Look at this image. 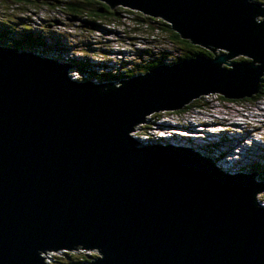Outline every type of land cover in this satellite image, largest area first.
Listing matches in <instances>:
<instances>
[{
  "label": "water",
  "instance_id": "obj_1",
  "mask_svg": "<svg viewBox=\"0 0 264 264\" xmlns=\"http://www.w3.org/2000/svg\"><path fill=\"white\" fill-rule=\"evenodd\" d=\"M98 1L159 17L224 55L160 63L113 86L74 80L69 65L0 43V264H52L45 252L78 246L98 255L77 264H264V182L134 129L200 95L257 93L264 8Z\"/></svg>",
  "mask_w": 264,
  "mask_h": 264
},
{
  "label": "rangeland",
  "instance_id": "obj_2",
  "mask_svg": "<svg viewBox=\"0 0 264 264\" xmlns=\"http://www.w3.org/2000/svg\"><path fill=\"white\" fill-rule=\"evenodd\" d=\"M0 2L5 3V2H9V0H0ZM22 2H24V1H22ZM30 4L31 5H28L25 3L19 4V6H13V8H11V9L8 8L10 6V4H7V5L4 4L6 11H4V7H0V23L11 22L10 23L11 25L3 26L0 24V26H2V28H9L10 30H8V31L12 33L11 35H16L17 37H15V38L19 39L18 40V39L11 38L10 36H8L7 33H2V34H0V43H5L8 46H16L18 48L25 49V48H29V47L33 46L36 43L34 40L31 39L32 37H30L28 35L29 33H33L34 37L36 36L37 33H42L43 37L48 42L47 37L52 39V40L55 39L53 36V34H55V32H58L61 34L65 33V32L79 34L80 31H82V30H80L78 28V26L82 22H90L89 26H88V28H89L88 31H84V32H85V36L87 37V39H90L93 42L95 40L97 42V38H96L95 34H93L94 32L92 33L93 23H95V24L100 23V24H102V27L105 26L107 30L109 29V31L106 32L107 33L106 36L112 42H110L109 48H107L108 50H114V48H119V47H125L129 50L130 49L134 50L138 47L137 52L140 49H144V50L149 49V53H151V56L156 57L157 55L162 54L161 56H164V58L162 57V59L168 61V63H171L174 59H177L178 56H180L179 54H181V50H178L175 47V46H177L175 39L172 40V39L163 38V36H165L164 33H160L157 30H153V32H152L143 26L138 27V28L134 27V25H133L134 21L131 19V16H132L131 12L138 11L137 9H130V8L125 7V8L130 10V13L121 12L120 18L114 19V20H117L116 22L113 21L112 19L105 20L104 18H99L96 16L90 17V18L96 19V21H93V20H91L85 16L84 17L78 16L79 18L68 17L65 14L61 13L60 11L55 10L54 7H47V6H45V4H42V3L32 4L30 2ZM33 9H35L36 12L33 11ZM19 13L22 14L23 16H30L31 15L32 19H35L37 16H39L41 18L47 17L50 19L56 18L58 20V23H56L57 25H55L53 28H47V27L43 28V27L39 26V28H41L42 30L41 29L35 30V31L30 30L28 32L22 27L29 28L30 27V26H28L29 23L20 21L19 19L23 16L19 17V15H18ZM258 19L261 20L260 18H258ZM67 21L72 22V23L68 26L65 24V22H67ZM91 22H93V23H91ZM15 25L19 26L20 28H16ZM21 25H22V27H21ZM34 25H36V24H34ZM14 28L16 30H13ZM44 29H47L49 31L44 30ZM110 33L116 34V38H115V36L111 35ZM154 34H157V35H154ZM158 36H160V37L158 38ZM21 38L28 39L29 41H22V40H20ZM80 38L82 39L83 37H80ZM155 38L157 40H153ZM69 40L71 42L76 43V39H74V38H69ZM130 41H132V44H130L131 43ZM56 42H58V41H56ZM118 43H120V44H118ZM121 43L125 46L121 45ZM111 45H112V47H111ZM113 45H114V47H113ZM198 45H200V44H198ZM200 46L202 47V45H200ZM76 47H78V46H76ZM66 48H68V46H66ZM82 48L86 49V51H87L86 55L89 59L95 60V61L102 60L103 56L100 53H94V52L92 53L88 43L83 45ZM150 49H155V51L153 50L155 53L151 52ZM170 49H175V50L172 53H170ZM214 49H215L214 54L211 51L212 56L209 58H213L214 56H219V55L224 54V52H222L218 48H214ZM206 50L208 52H210L209 51L210 49H208V48L202 49V51H206ZM35 52H37V51H35ZM75 53H76V55H79L81 57L83 54V50L77 49L75 51ZM197 56H201V54H198ZM197 56H195V57H197ZM120 57L121 56L118 55V57H117V59H115V61L123 62L124 66H127V65L133 66L134 64L137 63V62H135V63L124 62V59L120 58ZM195 57H193V58H195ZM240 58H243V56L232 57V58L228 59L227 61L229 63H231V62H234V60L239 61ZM141 59H142V62H147V61L153 60L152 58H149L147 55H142ZM189 59H192V58H189ZM176 61H178V60H176ZM221 65H223V64H221ZM135 71H137V69L135 66H133L132 68H130V70L128 72H135ZM125 74L126 73H122L121 75L118 76V78H120L121 76H124ZM92 75L93 74H91V76ZM102 75H103L104 79L107 78V75L105 73H103ZM126 75L131 77L130 73H127ZM116 79H114V80H116ZM199 97H200L201 102H202L201 108L192 107L191 110L189 111V113L186 112L183 115H181V117H177V118H174V117L171 118L170 117L171 110L170 111H168V110H166V111L165 110L153 111L151 113H156V115L153 114L154 115V116L152 115L153 117H151V115H149L150 113L145 115V120H143L142 122L137 124L136 127L134 128V129L137 128L135 130V132H137V134L139 136H142L146 139H150V138L155 139L161 134L160 129H162L163 127H160V126H161V124H163V125L167 126L165 128H174V129H178V131L172 130V131H174L173 135L169 136L167 138V140L163 141L160 144L164 145L165 143L168 144L170 141H172V142L177 141L178 146H184V147L189 146L188 148H191V149H197V147L202 145V144L209 145L212 143V140H211L212 136L205 131V128H208L209 125H220L221 124V127L220 126L215 127L216 130L220 131L219 134L216 136H213L214 139L221 137L219 140V142H221V143H226L227 140H230V139H231L230 141L234 140V135L236 136V134H234V129H238V131L240 133H244V135L238 134V137H239V135H243V136L247 137L246 140H249V138H251L252 135L253 136H260V137L264 138V124H263L264 123V102L263 101H259V100H254V101L249 100L248 101V100H242L241 99L244 102L240 103L241 101H235L234 100V102H232L229 99H223L219 96L200 95ZM194 99H196V98H193L184 104H191ZM206 106H207V108H206ZM251 109L253 111H255V115L250 116L248 118V122L246 124H242L245 117L239 116L238 112L240 111L241 113L244 114L246 112V110H251ZM198 111H201L202 113H200ZM225 115L229 116L230 119L228 118V120L226 119V120H222V121L220 120V122H214V121H217V119H216L217 117L221 118V117H224ZM253 117H254L253 120H249ZM231 118H233V120L235 122H238L239 124H235V122H231ZM198 123H202L205 128L203 130H196V128H199L197 125H200ZM187 125H195L196 127L190 126L188 129L187 127H185ZM240 125H241V127H240ZM233 126H235V127H233ZM199 129H202V128H199ZM208 129H212V128H208ZM184 131H186V133H184ZM195 132L199 133V135L202 136L203 139L201 141L200 140L196 141L195 139H192L194 141L190 140L189 142L184 143L183 137L176 135V134H182L184 136H188V135H191ZM171 134H172L171 130H165V132H164V135H171ZM164 135H161V136H164ZM239 138H242V137H239ZM254 139L255 138H253V137L251 138L252 142L254 141ZM256 141L257 142H256L255 146L253 145L252 142H249V141H245V142L243 141V143L240 145V149L243 150L244 158L242 157L243 159L240 160L241 159L240 156H242L240 154L238 161L234 164H238L239 166L245 165L246 168L242 169L244 174L254 173L253 169L255 166H261V164H262V166H264V160H262V157L260 156V155L264 156V148L259 149V146H258L259 140H256ZM151 143L156 144L157 142L151 141ZM246 143L250 147L249 150L252 148V150H251L252 153H249V155H247V156H246V153L248 151H246V149L248 148V146L245 147ZM230 144H232V142H230ZM211 149H213V148L211 147L210 150ZM214 149H216V148H214ZM244 151H245V153H244ZM201 156L204 158L210 159L209 155L201 154ZM249 156H251V157H249ZM263 159H264V157H263ZM231 167L234 168L233 166H231ZM231 172H232V174L234 173V175L239 174V172L235 171V170H231ZM260 172H261L260 170H258V171L256 170V172L254 173L255 178L262 179L260 177L261 176ZM225 173H228V172H225ZM260 181H262V180H260ZM64 250H66L65 253H71V254L76 255L78 257H80L82 254H90V255L92 254L93 256L98 255L97 250H90V249L85 250V249L77 248L75 250L60 249V250H56V251H47V252H45V255H43V257L49 258V259H45V260H47L50 263H53L52 261L54 258H58L59 256H60L59 258H63L62 252ZM78 259L81 261V258H78ZM58 262H59L58 264H63L65 261L58 260Z\"/></svg>",
  "mask_w": 264,
  "mask_h": 264
},
{
  "label": "trees",
  "instance_id": "obj_3",
  "mask_svg": "<svg viewBox=\"0 0 264 264\" xmlns=\"http://www.w3.org/2000/svg\"><path fill=\"white\" fill-rule=\"evenodd\" d=\"M24 1V2H22ZM252 1V0H251ZM259 7L264 8V0H253ZM10 3H15V4H20V3H25L28 5L36 4V3H42L45 4L47 7H54L57 11H60L61 13L70 16V17H87L93 21H96L95 18H90V17H99V18H104L105 20H110L112 19L113 21H117L114 19L120 18L121 12H128L130 13V10L127 8H124L122 6H113L110 7L106 2L103 1H98V0H9ZM4 3V2H1ZM101 10V11H99ZM131 19L134 21V27H146L149 31L157 30L160 33H164L165 36L163 38L167 39H175L177 46H175L178 50H181V54H179V60L182 61L184 59H189L197 56L198 54H203L207 58L212 56V52L202 51L204 47L193 43L190 39H186L181 37L179 33H177L175 30H173L172 26L168 24L166 21L159 17H151L148 15H145L141 12L134 11L131 12ZM264 17V15H263ZM104 20V21H105ZM102 25V24H101ZM4 33V32H3ZM135 33V32H134ZM153 35V34H152ZM157 35V34H154ZM160 36H158L159 38ZM153 40H157L156 38ZM143 54V53H140ZM141 55H138L140 58ZM243 58H240L242 60ZM154 65V61L146 63L139 61L138 62V69H141L142 71L147 72L150 67ZM218 96V95H217ZM223 99H226L224 96H219ZM264 97V74L262 76V81L260 83L258 92L253 94L252 97L250 98H243L242 100H257L258 98ZM230 101L234 102L235 101H242L241 99H229ZM192 107H202V102L200 97L196 98L193 100L191 104H183L180 108L176 110H171L170 117H181L184 113L188 112L191 110ZM207 108V106H206ZM176 116V117H175ZM161 117V116H160ZM254 169L260 170L261 172V178L264 181V166H255ZM63 258H54L52 261L54 264H58V260L65 261L63 264H77L81 262L78 258V256L73 255L71 253H63L62 254ZM87 256H93L92 254H82L80 256L81 260H86L88 259Z\"/></svg>",
  "mask_w": 264,
  "mask_h": 264
},
{
  "label": "clouds",
  "instance_id": "obj_4",
  "mask_svg": "<svg viewBox=\"0 0 264 264\" xmlns=\"http://www.w3.org/2000/svg\"><path fill=\"white\" fill-rule=\"evenodd\" d=\"M4 4H6V5L10 4V6L8 7L9 9L13 8V6H19V4H15V3H10V2L1 3L0 2V5H1L0 7H4ZM20 4H23V3H20ZM4 11H6L5 7H4ZM33 11L36 12L35 9H33ZM18 15H19V17L23 16L22 14H18ZM68 17H70V16H68ZM77 18H79V17H77ZM263 18L264 17L262 16L261 19H263ZM10 23L11 22L0 23V24L3 26H6V25H11ZM15 26H16V28H20L17 25H15ZM28 26H30V27L26 28V27H22V25H21V27L24 28L28 32L30 30L35 31V30L41 29V28H39V26H36V25L28 24ZM8 30H10V29L9 28H2V26H0V34H2L4 32V33H7L8 36H10L11 38L18 39V38H15V37H17L16 35H11L12 33L9 32ZM13 30H16V29L14 28ZM28 35L30 37H32L31 39L34 40L36 43L29 48H25L26 50L33 51L34 53H37V54H41L47 58H50V59L56 61L59 64L69 65L67 68L69 70L68 75L74 80H91V79L92 80H100V81L107 82V83L111 82V84L113 86H117L120 84V83H118L119 81H123L125 79L130 78L129 76L126 75L127 73H130L131 77L146 73L145 71L138 69V62L142 61V59H141L142 55H147L149 58L153 59V60L147 61L146 63L154 61V65L152 67H150L149 70L151 68L159 65L161 61L164 62L165 64H169L168 61L162 59V57H161L162 54L157 55L156 57H153V56H151V53H149L148 51H146L144 49H140L135 54H126L124 52L112 53V54H109L105 58L103 57L102 60H97V61L89 59L87 57V55L84 57H80L79 55H76L77 57H74V55L72 53L74 42H71L69 40V38H67L65 35H63L61 33L55 32V34L53 35L55 38L54 40H51L50 38L47 37L48 42L44 39V37L41 33H37L35 37H34L33 33H29ZM20 40L29 41L28 39H25V38H21ZM56 41H58V42H56ZM94 42H96V40ZM97 42L103 44V41L99 40L98 38H97ZM2 44H5V43H2ZM66 46H68V48H66ZM20 50H24V49L20 48ZM81 50H83V52H86V49H83L82 47H81ZM35 51H37V52H35ZM140 53H143V54H140ZM118 55L121 56L120 58L124 59V62H127V63L137 62L136 64L133 65L136 67L137 71L128 72L130 70V68H132L133 66H129V65L124 66L123 62L115 61V59H117L116 56H118ZM138 55H141L140 58L138 57ZM74 71L78 72L80 74H87V75H85V76L82 75L80 78L75 79L72 77V72H74ZM103 73H105L107 75L106 79L103 78V75H102ZM122 73H126V74L124 76H121L120 78H118V75H121ZM91 74H93V75L91 76ZM114 79H116V80H114ZM257 100L264 102V97L258 98ZM240 103H242V102H240ZM218 126L221 127V125H218ZM238 133H239L238 129H234V134L237 135ZM252 137L257 139V140L264 141V138H262L260 136H252ZM260 138H262V139H260ZM249 142H252V140H249ZM248 148H250V147L248 146ZM248 148L246 149V151H248L246 156L249 155V153H252V151H251L252 148L250 150ZM263 148H264V146H262V147L259 146V149H263ZM251 156H249V157H251ZM260 156L262 157V160H264L263 159L264 156H262V155H260ZM210 159L213 160L212 158H210ZM232 170H234V168H232ZM229 173L232 174L231 171ZM256 198L258 201L264 202V190L262 193H258ZM62 253H65V252L63 251ZM89 257L90 256H87V258H89ZM91 257H93V256H91ZM81 262H83V261H81ZM52 264H54V263H52Z\"/></svg>",
  "mask_w": 264,
  "mask_h": 264
},
{
  "label": "bare ground",
  "instance_id": "obj_5",
  "mask_svg": "<svg viewBox=\"0 0 264 264\" xmlns=\"http://www.w3.org/2000/svg\"><path fill=\"white\" fill-rule=\"evenodd\" d=\"M251 1V0H250ZM20 14V13H19ZM57 17V16H56ZM84 17V16H83ZM7 20V19H6ZM20 21H22V22H27V23H29V24H31V25H34V24H36L37 26H40V27H47V28H53L55 25H57L56 23H58V20L55 18V19H50V18H47V17H44V18H41V17H39V16H37L35 19H32V17H31V15L30 16H23V17H21L20 19H19ZM60 23V22H59ZM72 22H69V21H67V22H65V24L66 25H70ZM89 23L90 22H82L79 26H78V28L80 29V30H82V31H80V33L79 34H76V33H68V32H65V33H63V35H65L67 38H74V39H76V43L74 42L73 43V50H72V53H73V55H74V57H77L76 56V53H75V51L77 50V49H81V47L83 46V45H85V44H89V47H90V49H91V51H92V53L94 52V53H100L104 58L105 57H107L109 54H112V53H122V52H124V53H126V54H135L136 52H137V50H138V47L136 48V49H127V48H125V47H119V48H114V50H108L107 48H109V44H110V42H112V41H110L108 38H107V31H109V29L107 30L106 29V27H102V25L101 24H98V23H93V22H91V23H93V29H92V33L93 34H95V36H96V38H98L99 40H101V41H103V44H101V43H99V42H93V41H91L90 39H87L86 38V36H85V32L84 31H88V26H89ZM79 24V23H78ZM42 30V29H41ZM44 30H47V29H44ZM47 31H49V30H47ZM111 32V31H110ZM114 32V31H113ZM42 34V33H41ZM49 34V33H48ZM111 35H113V36H115V38H116V34H114V33H110ZM54 35V34H53ZM120 35V34H119ZM124 36V35H123ZM80 37H83L82 39L80 38ZM111 37V36H110ZM126 37V36H125ZM114 38V37H113ZM45 39V38H44ZM52 40V39H51ZM114 40V39H113ZM124 40V39H123ZM131 43L130 44H132V41H130ZM118 44H120V43H118ZM121 45H123L122 43H121ZM76 46H78V47H76ZM123 46H125V45H123ZM111 47H112V45H111ZM209 48H213V52L215 51V49L214 48H217V47H213V46H208ZM112 49V48H111ZM136 50V51H135ZM155 51V49H150V51L151 52H154ZM175 49H170V53H172L173 51H174ZM126 51V52H125ZM131 51V52H130ZM146 51H148L149 52V49H146ZM166 51V50H165ZM209 51H211V50H209ZM219 51V50H218ZM87 52V51H86ZM86 52H83V54H82V56L81 57H84V56H86ZM155 53V52H154ZM224 55V54H223ZM116 57H118V56H116ZM161 57H163L164 58V56H161ZM178 58H179V56H178ZM174 59L171 63H169V64H173V63H176V62H178V61H180L179 59ZM244 58V57H243ZM176 60H178V61H176ZM232 63V62H231ZM132 71V70H131ZM85 75H87V74H85ZM119 76V75H118ZM244 109V108H243ZM166 111V110H165ZM164 111V112H165ZM198 112H200V113H202L201 111H198ZM257 112V111H256ZM156 115V113H150L149 115H151V117H153L154 115ZM153 115V116H152ZM238 115L239 116H242V117H245V119L243 120V122H242V124H246L247 122H248V118L250 117V116H254L255 115V111H253L252 109L251 110H247L244 114L243 113H241L240 111L238 112ZM257 116V115H256ZM156 118V117H155ZM228 118H229V116H224V117H221V118H219V117H217L216 119H217V121H214V122H220V120L222 121V120H228ZM230 119V118H229ZM254 119V117L253 118H251V119H249V120H253ZM145 120V119H144ZM148 121V120H147ZM224 122V121H223ZM231 122H235L234 120H233V118H231ZM198 124H200V125H203L202 123H198ZM235 124H239L238 122H235ZM264 124V123H263ZM221 125V124H220ZM218 126V125H217ZM230 126V125H229ZM199 127V126H198ZM216 127V126H215ZM233 127H235V126H233ZM240 127H241V125H240ZM244 127V126H243ZM242 127V128H243ZM150 128V127H149ZM155 129V128H154ZM260 129V128H259ZM254 130V129H253ZM252 135V134H251ZM172 136V135H171ZM253 136V135H252ZM237 137H238V135H237ZM239 137H243V135H239ZM257 139H254V141H253V144H254V146H255V144H256V141ZM194 141V140H193ZM197 141V140H196ZM245 142V141H244ZM169 143H174V144H172L171 146H177V147H180V146H178L177 144V141H174V142H172V141H170ZM200 146H206V145H204V144H202V145H200ZM248 145H247V143H246V145H245V147H247ZM258 146H260V147H262V146H264V142L263 141H260L259 140V142H258ZM181 147H184V146H181ZM189 146H185L184 148H188ZM242 148V147H241ZM249 149V148H248ZM210 152L211 153H214L215 151L214 150H210ZM261 152V151H260ZM244 153H245V151H244ZM240 154L242 155L241 156V159L240 160H242V157L244 158V156H243V150L242 151H240L239 152V156H240ZM247 154V153H246ZM239 160V161H240ZM238 161V160H237ZM237 161H233V163H232V165L231 166H233L234 167V163H236ZM236 165V164H235ZM254 171V173L256 172V170H253ZM254 173H250L252 176L254 175ZM250 174H244L243 173V175H250ZM228 176H234V174H227ZM257 179V178H256ZM257 180H262V179H257ZM263 181V180H262ZM253 185H255L256 186V182H255V180H254V178H253ZM79 248V247H78ZM44 259H49V258H45L44 257ZM54 260V259H53Z\"/></svg>",
  "mask_w": 264,
  "mask_h": 264
},
{
  "label": "built area",
  "instance_id": "obj_6",
  "mask_svg": "<svg viewBox=\"0 0 264 264\" xmlns=\"http://www.w3.org/2000/svg\"><path fill=\"white\" fill-rule=\"evenodd\" d=\"M115 45V44H114ZM114 45H113V47H114ZM82 75H84L85 76V74H80V73H78V72H72V77L73 78H80Z\"/></svg>",
  "mask_w": 264,
  "mask_h": 264
},
{
  "label": "flooded vegetation",
  "instance_id": "obj_7",
  "mask_svg": "<svg viewBox=\"0 0 264 264\" xmlns=\"http://www.w3.org/2000/svg\"><path fill=\"white\" fill-rule=\"evenodd\" d=\"M87 260H88V259H87ZM81 261H85V260L82 259Z\"/></svg>",
  "mask_w": 264,
  "mask_h": 264
}]
</instances>
